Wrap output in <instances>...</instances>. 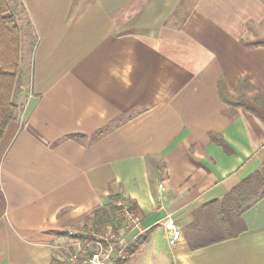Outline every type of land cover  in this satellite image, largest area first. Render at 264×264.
I'll list each match as a JSON object with an SVG mask.
<instances>
[{
  "label": "crops",
  "instance_id": "0c3cea01",
  "mask_svg": "<svg viewBox=\"0 0 264 264\" xmlns=\"http://www.w3.org/2000/svg\"><path fill=\"white\" fill-rule=\"evenodd\" d=\"M6 1L21 48L0 139V264H62L67 230L111 196L117 230L118 200L141 218L126 264H264V197L234 238L194 249L205 234H192L264 169V0ZM240 86L247 108L226 100Z\"/></svg>",
  "mask_w": 264,
  "mask_h": 264
},
{
  "label": "trees",
  "instance_id": "16d2710c",
  "mask_svg": "<svg viewBox=\"0 0 264 264\" xmlns=\"http://www.w3.org/2000/svg\"><path fill=\"white\" fill-rule=\"evenodd\" d=\"M20 48L21 34L16 20L10 15L7 1L0 0V139L7 125L13 120L17 109L12 99L20 67ZM246 95L247 89L240 86V93L236 97L226 100L233 107L247 108L244 103ZM262 197H264V169L243 179L223 200L208 206L210 210H206L205 213L201 212L192 226V234H201V236L205 234L202 237L204 241L194 243V249L234 238L242 231L238 227L243 211ZM114 200L116 197L111 196L109 207L96 213L97 225H106L110 222L108 209L112 208ZM206 215L213 218V221L210 222L211 226L208 227H206L207 221L203 219ZM211 227L213 230L210 231ZM206 237L212 239L207 240ZM143 243V239H138L132 245L128 260Z\"/></svg>",
  "mask_w": 264,
  "mask_h": 264
},
{
  "label": "built area",
  "instance_id": "2783aa9c",
  "mask_svg": "<svg viewBox=\"0 0 264 264\" xmlns=\"http://www.w3.org/2000/svg\"><path fill=\"white\" fill-rule=\"evenodd\" d=\"M160 190H164L162 186ZM115 208L114 221L120 223L119 230L112 223L97 225L95 214H90L67 230L68 242L63 246L67 260L62 264L126 263L130 248L142 235L139 231L141 218L134 206L125 199L118 200ZM162 225L169 234V245L175 246L182 233L171 214H166ZM132 233L133 237L128 238Z\"/></svg>",
  "mask_w": 264,
  "mask_h": 264
},
{
  "label": "rangeland",
  "instance_id": "374dc122",
  "mask_svg": "<svg viewBox=\"0 0 264 264\" xmlns=\"http://www.w3.org/2000/svg\"><path fill=\"white\" fill-rule=\"evenodd\" d=\"M210 226H211V224H210ZM211 230H213V227H211L210 228V231ZM218 233H221L220 231H218ZM206 239H207V237H206ZM209 239H212L211 237H208V239L207 240H209ZM144 263V264H168L167 263V261H164V260H158L157 258L156 259H150V260H143V261H141V263Z\"/></svg>",
  "mask_w": 264,
  "mask_h": 264
}]
</instances>
